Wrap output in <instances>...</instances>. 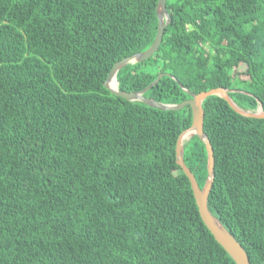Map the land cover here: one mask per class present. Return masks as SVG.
Segmentation results:
<instances>
[{"label": "trees", "instance_id": "16d2710c", "mask_svg": "<svg viewBox=\"0 0 264 264\" xmlns=\"http://www.w3.org/2000/svg\"><path fill=\"white\" fill-rule=\"evenodd\" d=\"M157 0H0V264H235L199 216L175 162L188 106L159 110L103 87L147 50ZM156 53L116 75L118 91L163 104L230 91L264 112V0H166ZM213 150L210 213L264 264V119L202 103ZM183 161L199 187L197 136Z\"/></svg>", "mask_w": 264, "mask_h": 264}, {"label": "water", "instance_id": "95a60500", "mask_svg": "<svg viewBox=\"0 0 264 264\" xmlns=\"http://www.w3.org/2000/svg\"><path fill=\"white\" fill-rule=\"evenodd\" d=\"M165 2L166 0H157L156 3L155 13L157 16V30L151 46L143 52L136 53L132 56L116 61V63L111 67L106 80L103 82V87L108 90L110 94L120 97L128 102H142L148 107L156 108L159 110L179 111L185 106L189 107L191 112V124L177 137L174 150L175 162L177 166L181 168L183 174L187 177L190 183V188L192 190L199 216L206 228L213 235L214 240L222 246V248L227 252V254L235 264H250L248 257L241 245L237 241H235V239L223 227V225L210 213L207 207L208 195L214 180V158L210 142L202 129L204 116L202 103L206 98L216 96L224 100L228 104V106L240 116L246 118L264 119V112L262 111L261 105L259 104L254 111L243 110L232 101L229 96L230 91L223 88H215L200 92L198 94H190L189 99L180 104H163L156 102L150 98H145L143 94L153 85H155L163 74H159L149 86L138 92H120L117 88L118 82L116 79V75L120 69L124 68L127 65L145 61L156 53L161 43L164 29L170 22L166 11ZM193 136H197L199 140L204 144V152L206 153L207 175L202 187L198 186L194 175L186 167L183 161V144Z\"/></svg>", "mask_w": 264, "mask_h": 264}]
</instances>
